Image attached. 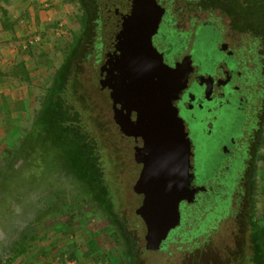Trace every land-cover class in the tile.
Listing matches in <instances>:
<instances>
[{
	"label": "flooded vegetation",
	"instance_id": "1",
	"mask_svg": "<svg viewBox=\"0 0 264 264\" xmlns=\"http://www.w3.org/2000/svg\"><path fill=\"white\" fill-rule=\"evenodd\" d=\"M154 1L139 11V0H77L87 17L78 48L80 61L93 60L98 87L134 156L135 214L145 228V249L148 229L139 209L152 210L165 185L187 183V191L198 190L193 200L180 202V225L152 251L166 252L194 220L204 229V213L206 221L218 220L236 205L243 224L255 222L264 159V35L249 28L247 4L235 19L206 0ZM133 14L142 19L130 25ZM150 36L152 51L144 45ZM132 37L142 49L138 59L129 54ZM134 73L142 85V73H152L141 100ZM143 104L162 113L154 117L158 123L145 119ZM123 219L118 229L131 238L128 264H140L135 233H127Z\"/></svg>",
	"mask_w": 264,
	"mask_h": 264
},
{
	"label": "rangeland",
	"instance_id": "2",
	"mask_svg": "<svg viewBox=\"0 0 264 264\" xmlns=\"http://www.w3.org/2000/svg\"><path fill=\"white\" fill-rule=\"evenodd\" d=\"M54 1L49 7L41 5L40 17L34 27H28L26 36L0 43V83L5 82L15 99L28 105L26 116L19 109L22 115L14 122L17 115L13 119L8 115L17 110L4 117L0 113L3 194L10 187L3 177L21 171L19 179L11 182L18 187L17 196L21 193L15 219L11 220L9 211L19 208L16 194L7 193L4 200L0 195V264H127L129 258L123 250L129 248L131 238L120 235L123 218L127 219V233H135L140 264H264L255 225L251 218L243 224L236 205L232 214L218 220L206 221L204 213L200 217L204 229L193 226L194 220L184 230L186 235L169 244L166 252L145 249V228L135 214L134 156L125 150L127 141L120 138L112 104L98 87L93 60L80 61V48L71 53L74 39L82 34V12L77 0ZM34 38H40L39 43L23 49ZM11 63V69H2ZM65 63L59 73L62 104L54 116L56 141H50L53 147L38 143L30 171L26 154L31 134L49 87ZM18 64H24L26 70L28 66L29 79L21 68L16 70ZM64 137L68 144L63 150L59 142ZM75 152L81 154L77 164ZM57 193H61L59 197ZM48 198L50 202L45 203ZM254 212L257 226H264V159ZM190 230L197 231L196 235ZM113 232L124 245L115 242ZM21 245L27 252L11 260L14 249Z\"/></svg>",
	"mask_w": 264,
	"mask_h": 264
},
{
	"label": "trees",
	"instance_id": "3",
	"mask_svg": "<svg viewBox=\"0 0 264 264\" xmlns=\"http://www.w3.org/2000/svg\"><path fill=\"white\" fill-rule=\"evenodd\" d=\"M206 1L212 5H215L216 7L223 8L225 10V12L227 11L230 14H234L235 19L240 18V15H238L237 13H242L243 4H247L248 8H249V10H248L249 15H248V20H247L248 21L247 24L249 25V28L252 29L253 31H255L256 33H260V34L264 35V0H206ZM237 9H239V10H237ZM80 10L82 12V15L80 18V23H81L82 34H83V30H84L85 25L87 23V17L83 13V10L81 7H80ZM1 15L2 16L0 18V23L3 27V29L12 31L13 27H14V23L11 21L10 17L7 15V11L2 10ZM82 34L74 39V41L71 45V48H72L71 53H75L76 49L78 48V46H79L78 44H80ZM66 65H67V63H65L57 71L56 77L54 78L51 86L49 87L48 94L46 97V101L44 104L43 112L37 118V120L35 122L33 133L31 134L30 146L27 149V154H26V156L28 157V161H29L28 167L31 168V169L29 168L30 171H32L34 169V168L32 169V166H30V164L32 163L31 161H34V159L36 158L35 157L36 152H38V147H39L38 143L42 141L41 144L43 146L45 144H48L49 147H53V145L50 146V144L54 142V139L56 141V138L54 137L56 119L54 118V116L62 104V102H60L58 99L62 93L60 86H59V83L61 82L59 73L62 72V70L66 67ZM18 67L21 68V71L24 74L25 79H29V74H28L29 72L26 70L24 64H18L16 67V70L18 69ZM16 75H18V73H16ZM50 141H51V143H50ZM67 142H68L67 138H65V137H64V139L61 138L59 143L63 144V145L59 146V147H61V149L64 150V148H65L64 144H66ZM64 153L66 154L67 152L64 151ZM80 156H81L80 153H78V152L74 153V163L75 164H77V160L79 159ZM75 168H77V167H75ZM20 175H21V171L19 169H17V171H13V172L9 173V177H7V176L3 177V180H4V178H6L5 181H7V179H8V182H10L9 191H7V193H9V194H7V193H5V194H7L9 196L10 193L11 194L15 193L16 197L14 200L19 205V208L15 209L14 211H9L11 213L10 214L11 220L15 219V217L18 213V210L21 208V205L18 201L19 198L21 197V193L17 196L18 187L11 183L16 179L18 180ZM1 187H3V186L0 185V195L2 197V200H4L3 196H7V195L3 194ZM60 194L61 193H57L56 196L58 195V197H59ZM80 195H83V194H80ZM49 200L50 199L48 198V199L44 200V202L45 203L50 202ZM254 225L256 228V235H257L258 243L260 246V250H261L263 257H264V226H262V227L257 226V224L255 222H254ZM1 226H2V224H1ZM113 238L118 245L123 244V242L121 241L120 236L118 235L117 232H113ZM90 243L92 244V241ZM26 252H27V247L25 245H21V246L15 248L13 253H12L13 255L11 256V260L19 258L20 256L24 255ZM123 252L126 255L128 254V251L126 249H124ZM7 262L2 261L1 264H6Z\"/></svg>",
	"mask_w": 264,
	"mask_h": 264
},
{
	"label": "water",
	"instance_id": "4",
	"mask_svg": "<svg viewBox=\"0 0 264 264\" xmlns=\"http://www.w3.org/2000/svg\"><path fill=\"white\" fill-rule=\"evenodd\" d=\"M138 3H139V5L142 6V7H139V11L144 9V4L148 5V4L152 3V4L156 5V2L154 0L153 1L152 0L151 1L139 0ZM130 19H131L130 25H134L136 23V19L139 20L142 18H140V16L133 14L130 16ZM128 35L132 36L131 33H129ZM150 38H151V36L149 38H147V41H145L144 45H146V47L148 48L149 51H152L153 48H152ZM129 42L132 44V46H129V54H131V58L138 59V54L139 55L141 54L142 49L141 48L139 49L136 46V41L133 37H132V39L129 38ZM150 53L151 54H149V55L153 54L152 52H150ZM154 54H156L155 51H154ZM142 74L144 75L142 77L143 80L141 79L142 82H144L143 85H142V83L141 84L139 83L137 73L134 75L137 78L135 79V81L133 80V82H134L133 85L137 86V89L139 90V95H138L139 99H140V97L142 99L144 98L143 96L147 92V86H149V84H150L149 79L151 80V77L149 78V76L152 75V73H145V74L142 73ZM165 83H162V85L160 87L162 88V86ZM157 84H158V82L154 83V89L153 90H156L155 87H157ZM117 93H118V88H115V89L113 88V90L111 89L110 90V97L113 100H115ZM115 102H116V100H115ZM142 107L145 110L144 111L145 119L148 120L149 123H151V124L158 123L159 120L155 119L154 117L156 115H160L162 113L156 112V110H154V109H153V111H151L150 109H152V108H151L150 104L149 105L143 104ZM137 188L138 187H136V189ZM163 188L164 189H163L162 193H160V195L163 198L157 199V201L152 202L151 206L154 207V208H152V210H149L146 207V205H144V207L142 209H139V212H138L141 215V217L143 218L144 222L146 223V226L148 229V233L146 235V241H147V250H150V251L159 250L161 245L163 244V242H165L167 240L171 230L175 229L176 227H178L180 225V212H179L180 202L182 200H184V198H186V197H191V200H193L195 198V194L198 192V190L187 191V189H189V187L187 186V183L182 184L180 186H174L172 184H169L167 186L166 185L163 186Z\"/></svg>",
	"mask_w": 264,
	"mask_h": 264
},
{
	"label": "crops",
	"instance_id": "5",
	"mask_svg": "<svg viewBox=\"0 0 264 264\" xmlns=\"http://www.w3.org/2000/svg\"><path fill=\"white\" fill-rule=\"evenodd\" d=\"M54 3H56L54 0H47L46 2H44V0H0V18L2 16V10H5L14 23L12 31L4 30L0 23V43L11 41L16 37L26 36L28 27H34L37 18L40 17L39 11L42 8L41 5L49 7ZM27 24L33 25L28 26ZM12 65L11 63L8 66H3L2 69H8ZM28 69L27 66V71ZM26 102L27 101L18 102L5 82H2V84L0 83V113L2 117H4L5 114H9L12 110H17L16 114H12L11 112V115H8L9 119H13L14 116L16 117L17 115V119L12 120L13 122L20 119L23 113H25L26 116L28 108ZM19 109L22 114H19Z\"/></svg>",
	"mask_w": 264,
	"mask_h": 264
},
{
	"label": "built area",
	"instance_id": "6",
	"mask_svg": "<svg viewBox=\"0 0 264 264\" xmlns=\"http://www.w3.org/2000/svg\"><path fill=\"white\" fill-rule=\"evenodd\" d=\"M39 41H40V38H34V39L30 40L27 44H25L23 46V49L26 50V49H28L29 46L37 45L39 43Z\"/></svg>",
	"mask_w": 264,
	"mask_h": 264
}]
</instances>
